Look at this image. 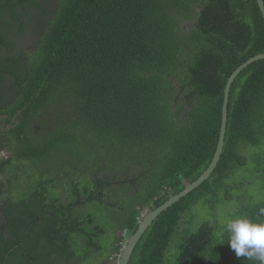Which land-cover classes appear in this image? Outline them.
<instances>
[{
	"label": "trees",
	"instance_id": "obj_1",
	"mask_svg": "<svg viewBox=\"0 0 264 264\" xmlns=\"http://www.w3.org/2000/svg\"><path fill=\"white\" fill-rule=\"evenodd\" d=\"M49 2L0 0V124L14 120L0 264H115L123 235L208 167L227 78L264 53V20L256 0ZM16 8L35 35L18 52ZM227 115L210 178L128 264H259L237 259L224 222L264 221V60L233 81Z\"/></svg>",
	"mask_w": 264,
	"mask_h": 264
},
{
	"label": "water",
	"instance_id": "obj_2",
	"mask_svg": "<svg viewBox=\"0 0 264 264\" xmlns=\"http://www.w3.org/2000/svg\"><path fill=\"white\" fill-rule=\"evenodd\" d=\"M259 12L261 14L262 19L264 20V1L263 0H256ZM264 60V53L254 55L250 58H248L245 62L241 63L233 72L232 74L227 78L225 87H224V95H223V104L221 109V123L219 128V134H218V140L216 144V148L213 154V157L206 168V170L193 182H186L183 190H181L176 195H171L164 203H162L160 206L148 211L139 222L136 231L129 236V238L126 241L125 246L123 247V250L120 255L119 263L118 264H128L131 254L137 245L138 241L141 239L142 235L145 233V231L151 226L153 221L156 220V218L162 214L164 211H166L169 207H171L173 204L184 198L188 193L195 190L197 187H199L203 182H205L208 178H210L212 172L217 166V163L219 162L223 146H224V138H225V132H226V126H227V114H228V100H229V93L231 86L233 84V81L236 79V77L244 70L246 69L250 64H253L257 61Z\"/></svg>",
	"mask_w": 264,
	"mask_h": 264
},
{
	"label": "clouds",
	"instance_id": "obj_3",
	"mask_svg": "<svg viewBox=\"0 0 264 264\" xmlns=\"http://www.w3.org/2000/svg\"><path fill=\"white\" fill-rule=\"evenodd\" d=\"M224 229L229 233L228 243L237 259L245 257L264 264V221L257 222L247 217L238 216L225 221ZM128 238L129 236L123 247Z\"/></svg>",
	"mask_w": 264,
	"mask_h": 264
},
{
	"label": "flooded vegetation",
	"instance_id": "obj_4",
	"mask_svg": "<svg viewBox=\"0 0 264 264\" xmlns=\"http://www.w3.org/2000/svg\"><path fill=\"white\" fill-rule=\"evenodd\" d=\"M35 1L43 2V7L45 9H51L54 6V4L49 2V0H35ZM15 10H16V13L19 16L23 15L21 20L25 23L27 33H29L28 38L24 39V36L20 35V37H17V38L14 39L15 42H16V49H17V51H15V52H18V51H20L21 48L25 49L26 48L25 46L27 44L30 45V43L35 40V35L33 34L34 31H32V29H30V24L33 23V22L31 20L29 21L27 17H24V15H25L24 9L23 8H16ZM10 16H11V14H10ZM193 21H196V19H193ZM186 22H188V21H186ZM194 23H196V22H192L189 25L190 26L189 29L194 25ZM14 31H15V28L13 27V32ZM3 49H5V48H3ZM6 86L7 87L10 86V84H7ZM6 117H7V115H5L4 118L8 119ZM12 122H14V120L10 121L9 123L7 122V123L0 124V146L9 142L10 138H8V136L4 135V133H2V132H4L5 130L10 129L11 127H9V126H10V124ZM8 156L9 155L6 152V150L0 148V160H2V158H5V157L7 158ZM150 161H154V160L152 159ZM5 178L6 177L0 176V192L1 193L2 192H6V190L8 189L7 183L5 181ZM2 204H3V206H5V210L3 211L2 209H0V226H4L6 224V222H7L6 217L3 214L9 211V209L11 207V198L8 195L1 197L0 205H2ZM3 237L5 239L9 238V229L6 228L4 230Z\"/></svg>",
	"mask_w": 264,
	"mask_h": 264
},
{
	"label": "built area",
	"instance_id": "obj_5",
	"mask_svg": "<svg viewBox=\"0 0 264 264\" xmlns=\"http://www.w3.org/2000/svg\"><path fill=\"white\" fill-rule=\"evenodd\" d=\"M123 236H124V238H127L125 235H123ZM124 240H126V239H124ZM120 255H121V253L119 255H117V261L115 262V264L119 263Z\"/></svg>",
	"mask_w": 264,
	"mask_h": 264
}]
</instances>
